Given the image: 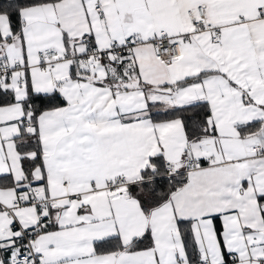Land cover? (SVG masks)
<instances>
[{"label": "snow or ice", "instance_id": "snow-or-ice-1", "mask_svg": "<svg viewBox=\"0 0 264 264\" xmlns=\"http://www.w3.org/2000/svg\"><path fill=\"white\" fill-rule=\"evenodd\" d=\"M0 264H264V0H0Z\"/></svg>", "mask_w": 264, "mask_h": 264}]
</instances>
